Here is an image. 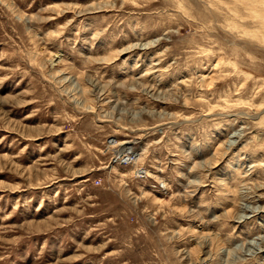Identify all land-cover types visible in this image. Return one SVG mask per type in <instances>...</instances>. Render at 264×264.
<instances>
[{
    "label": "rangeland",
    "instance_id": "rangeland-1",
    "mask_svg": "<svg viewBox=\"0 0 264 264\" xmlns=\"http://www.w3.org/2000/svg\"><path fill=\"white\" fill-rule=\"evenodd\" d=\"M263 15L0 0V264H264Z\"/></svg>",
    "mask_w": 264,
    "mask_h": 264
},
{
    "label": "bare ground",
    "instance_id": "bare-ground-1",
    "mask_svg": "<svg viewBox=\"0 0 264 264\" xmlns=\"http://www.w3.org/2000/svg\"><path fill=\"white\" fill-rule=\"evenodd\" d=\"M242 2V1H241ZM243 3V2H242ZM258 15L260 16V13H258ZM258 16V17H259ZM264 16V15H263ZM261 17V16H260ZM256 18H257V16H256ZM263 19L261 20L263 23H264V17H262ZM261 19V18H260ZM127 146H128V144H127ZM124 147H126V146H124Z\"/></svg>",
    "mask_w": 264,
    "mask_h": 264
},
{
    "label": "built area",
    "instance_id": "built-area-1",
    "mask_svg": "<svg viewBox=\"0 0 264 264\" xmlns=\"http://www.w3.org/2000/svg\"><path fill=\"white\" fill-rule=\"evenodd\" d=\"M131 152V151H130ZM130 152H127L126 154L127 155H125V157L127 158V160H129L130 158L128 157L129 155H128V153H130Z\"/></svg>",
    "mask_w": 264,
    "mask_h": 264
}]
</instances>
